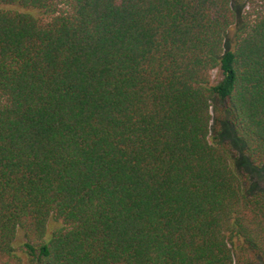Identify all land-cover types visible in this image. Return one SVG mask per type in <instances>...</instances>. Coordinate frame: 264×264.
Instances as JSON below:
<instances>
[{"label": "trees", "instance_id": "1", "mask_svg": "<svg viewBox=\"0 0 264 264\" xmlns=\"http://www.w3.org/2000/svg\"><path fill=\"white\" fill-rule=\"evenodd\" d=\"M224 137L264 172V0H0V264H264Z\"/></svg>", "mask_w": 264, "mask_h": 264}, {"label": "rangeland", "instance_id": "2", "mask_svg": "<svg viewBox=\"0 0 264 264\" xmlns=\"http://www.w3.org/2000/svg\"><path fill=\"white\" fill-rule=\"evenodd\" d=\"M16 10L28 12L33 15L35 18L39 19L42 22H48L49 16L45 15L36 10H22L16 8ZM234 11L236 13V23L234 26L228 31L226 35V42H232L233 37L235 36L237 30L241 27V24L248 19H251L252 15L255 13V8H249L248 6L234 7ZM212 82L216 83L220 79V72L215 70L212 72ZM225 140H229L233 145V154L234 157L239 160L241 169L248 175L250 185L253 191H261L264 193V172L256 169L251 166L247 160L243 147L237 143L233 137H224ZM60 224L51 220L49 222V229L54 230L58 228ZM51 234L47 232L44 240L48 241L50 239Z\"/></svg>", "mask_w": 264, "mask_h": 264}]
</instances>
